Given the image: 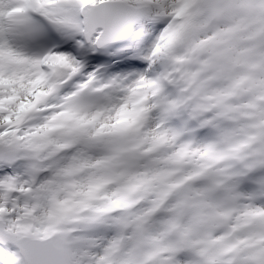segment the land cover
<instances>
[{
  "label": "snow or ice",
  "instance_id": "6c2138e0",
  "mask_svg": "<svg viewBox=\"0 0 264 264\" xmlns=\"http://www.w3.org/2000/svg\"><path fill=\"white\" fill-rule=\"evenodd\" d=\"M0 264H264V0H0Z\"/></svg>",
  "mask_w": 264,
  "mask_h": 264
}]
</instances>
